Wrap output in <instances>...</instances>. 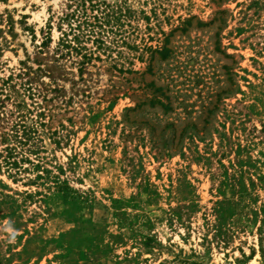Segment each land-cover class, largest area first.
Wrapping results in <instances>:
<instances>
[{"label": "rangeland", "instance_id": "rangeland-1", "mask_svg": "<svg viewBox=\"0 0 264 264\" xmlns=\"http://www.w3.org/2000/svg\"><path fill=\"white\" fill-rule=\"evenodd\" d=\"M179 254L264 264V0H0V264Z\"/></svg>", "mask_w": 264, "mask_h": 264}, {"label": "trees", "instance_id": "trees-1", "mask_svg": "<svg viewBox=\"0 0 264 264\" xmlns=\"http://www.w3.org/2000/svg\"><path fill=\"white\" fill-rule=\"evenodd\" d=\"M74 15H71L70 16V20H69V26H70V30L71 32L73 31L74 33V37H73V40L76 42V43H79L81 41V36H80V32H84L85 30V27H87L86 25H92V22L88 21V22H85V21H79V23L76 25V27H73L72 26V18H73ZM67 17H69V15L66 16V19ZM86 23V24H85ZM84 27H83V25ZM76 30H79L78 33H76ZM65 45L67 46L68 44H70L71 40L69 41L68 39H65ZM219 211H222V209L220 208V205H219ZM151 241H154L151 237H148L146 242H145V245L147 247H150L152 246V242ZM182 252V251H181ZM177 259L179 260V263L180 264H191L190 263V260L188 258H185V257H182V255L179 254V256H177ZM193 264V263H192Z\"/></svg>", "mask_w": 264, "mask_h": 264}]
</instances>
